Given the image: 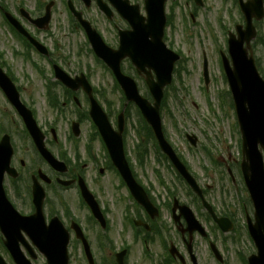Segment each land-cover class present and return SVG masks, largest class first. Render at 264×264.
<instances>
[{
  "label": "rangeland",
  "instance_id": "rangeland-1",
  "mask_svg": "<svg viewBox=\"0 0 264 264\" xmlns=\"http://www.w3.org/2000/svg\"><path fill=\"white\" fill-rule=\"evenodd\" d=\"M57 12L55 19L61 23L64 15ZM92 15H96L95 12ZM240 14L235 9L233 0H205L204 8L198 10V18L195 25L188 29L185 34L177 36L174 40L171 36V45L181 56V65H176L175 69H181L174 73L173 82L166 89L164 106L160 111L162 126L166 139L173 147L175 152L187 164L190 173L197 180L198 184L208 190L207 199H213L215 202L223 200L229 206L230 213L233 214L239 222V230L234 235L228 236L226 241L228 253L227 264H239L235 251L244 253L245 258L255 253V248L249 239L246 230L242 228L245 222V215L238 211L241 203L245 204L246 210L251 217L252 208L247 203V193L244 191L240 175L237 173L241 156L240 134L236 122V117L232 105L228 86L224 80L223 70L219 60V52L225 51L224 41L227 32H233L236 24H241ZM56 23V22H54ZM103 22L99 28L103 27ZM63 27L59 30H52V34L44 36V44L53 52V58L70 75H79L84 73L93 89H96V99L104 108L107 114H110L112 126H115L116 117L123 110L121 94L115 86L111 74L96 61L90 46L81 32H72L67 27V20L63 21ZM229 30V31H228ZM264 30V24H263ZM264 39V31L260 34ZM41 38V36H39ZM107 42L110 37L106 36ZM26 51L22 43L8 31L7 27L0 26V55L4 62L11 68L16 85L22 86L21 98L26 104H30L34 109L35 118L38 125L44 130H49V126L55 124V130L59 146L54 147L55 153L59 149L69 150L73 153V148L78 145L79 154H83L82 145L93 135L92 125L89 121L84 122L80 128V137L73 141L70 137L67 123L75 119L74 109L66 108L63 118L49 109L45 98V86L52 80V74L49 72L48 64L36 57L34 61L40 64L43 75L35 70L28 62L18 54ZM206 57L208 64V73L210 82L205 86L202 75L201 65L202 56ZM257 59L260 74L264 76V46L258 45L253 53ZM38 61H37V60ZM124 68L127 64L123 63ZM134 78L138 91L142 96H148V90L144 85L142 78L130 71ZM57 92L61 88L56 87ZM82 96V95H79ZM83 108H86L84 99H80ZM132 107V106H131ZM128 119L125 120V151L134 173H136L142 183L151 187L152 195L156 198L166 197V189H163L156 181L158 173L166 186L175 188L177 196L183 203L189 199L188 190L185 185L178 180L174 170L169 167L170 163L160 158L153 142L146 137L144 126L134 107L129 108ZM60 117V118H59ZM0 125L7 130L15 140L17 148V159H22L26 163L27 172H31L38 160L33 157V153L27 145L24 146L21 130V123L14 111L6 103L0 94ZM69 125V124H68ZM116 127V126H115ZM140 133V134H139ZM193 135L197 139V146L192 147L185 139V135ZM142 136V137H141ZM143 139V147L140 140ZM27 144V142H26ZM99 144V143H97ZM95 144V154L101 156L102 152ZM144 148V149H143ZM206 151H210L214 165ZM160 153V152H159ZM83 161V160H82ZM140 161H142L140 163ZM230 170L236 182L232 185L228 178L224 176V170ZM233 169V170H232ZM90 171L87 175L89 182L97 178L96 171ZM29 174L23 176L21 188V200H17L15 205L28 203L26 188L28 186ZM224 179V180H223ZM223 180V181H222ZM223 183V184H222ZM7 186V185H6ZM7 188H9L7 186ZM75 191L51 190L47 191L46 207L47 212L62 210L58 205V198L64 199L70 207L76 205ZM10 200L14 197L12 188L9 193ZM106 204H109V195H104ZM239 202V203H238ZM187 204V203H186ZM209 230V227L207 226ZM230 237L239 239V243L234 245L229 243ZM215 239V238H214ZM197 254L201 264H217L209 258L202 241L196 239ZM0 253L12 264L9 257L3 251L0 245ZM139 249H136L129 264H136L139 257ZM77 255L72 261H76ZM156 261V257L154 256ZM73 261V264H74ZM32 264H45L44 258L36 254V260ZM72 264V263H71ZM99 264H105L100 260ZM143 264H148L147 262Z\"/></svg>",
  "mask_w": 264,
  "mask_h": 264
},
{
  "label": "flooded vegetation",
  "instance_id": "flooded-vegetation-1",
  "mask_svg": "<svg viewBox=\"0 0 264 264\" xmlns=\"http://www.w3.org/2000/svg\"><path fill=\"white\" fill-rule=\"evenodd\" d=\"M233 1H235V9L239 11L237 0ZM99 2L107 7L109 17H106L100 11L96 0H0V26L2 25L3 28L6 26L10 33L18 37L20 32L14 27L15 23L28 35L35 37L41 44L46 46L43 40L44 36L52 34V30L63 28L59 27V25H63L64 20H69L71 27L69 30L72 32L79 31L84 35L83 29L76 20V14H80L81 18L90 23L92 28L102 35L104 39L106 36L110 37L108 42L110 47L117 48L119 45V33H132L138 26H146L148 17L151 14L147 11L146 0H113V2L100 0ZM262 2L264 8V0ZM204 5L205 0H202V6H197L194 0H166L164 2L166 26L162 36V43L168 49L177 52L171 45V36L174 40L177 36L185 34L188 29L192 28L198 18V10L204 8ZM155 8H158V6ZM61 11L64 17L61 19L63 21L59 23L55 19V15ZM120 11L127 15V19L120 16ZM93 12L96 15L93 16ZM46 13H49L48 20L44 19ZM239 14H241L240 11ZM239 17L243 21L242 15ZM101 22H103L104 26L100 29L98 26ZM263 24L264 20L254 23L257 32L260 31L261 34L264 31ZM144 39L147 43L158 41L156 37H145ZM131 40H136V37L131 36ZM105 41L107 42V39ZM257 42L264 46V39L261 36L257 38ZM150 45L155 48L159 47V44L155 45L153 43ZM252 47L254 50L257 48L255 43H253ZM24 48L26 51H21L18 54L23 56L28 64L33 67L40 66L34 61L33 57L45 61L46 64L49 62L51 65H48V69L53 74V66L55 65L53 62L56 59L53 58L51 49L48 48L47 55L44 57L34 48H29L26 45ZM0 67L6 74L11 76L12 81L16 85V80L10 71L11 68L3 61L1 55ZM38 71L42 72V69ZM50 82L53 83L54 79L52 78ZM16 87L21 97L22 86L16 85ZM64 95L68 96L67 92ZM63 99L69 100L68 102H63V107L73 103L79 109L81 108L78 102H74L73 96L63 97ZM26 105L34 111L29 103ZM81 119L82 113H78L77 120ZM79 125L81 124L79 123ZM4 134L10 136L13 144L12 135L7 132H0V138ZM27 139L30 141L29 138ZM45 144L50 151H55L54 147L57 146L58 142L57 139L54 142H49L46 139ZM81 148L83 154L79 157H76L71 151H66L65 153L64 150H59L55 153L57 158L62 160L68 167V171L64 175L57 174L41 160V164L36 165L29 174L26 188V196L28 197L31 194V180L39 171L48 177L46 183L40 180V184L44 187L46 193L52 187L55 190L60 187L56 184V179L58 178L73 181L71 185L63 188V190L64 192L75 191L77 205L70 207L68 203L64 202L66 204L65 207L59 213H54L53 215L60 218L70 236L68 245L70 264H73L74 260L72 261V259L76 255L77 258L74 264H99L100 260H104L105 264H116L118 258H122L124 264H129L136 249H139L140 255L136 264L145 262L148 264H201L197 254L196 239L203 242L210 259L217 264H227V236L220 231H215L216 233L213 234V231H211L213 224L198 198H193L189 195V199L185 202L187 203L186 206L192 210L196 220L205 228L208 226L211 229H206L205 236L198 235L197 231L189 232L186 217L180 210V205L183 204L177 196L174 187L168 190L166 197L156 198L151 194L150 187L144 185L140 177L133 173L135 181L142 186L151 204V209L146 210L135 201L119 174L114 170L109 158L105 154L103 155L104 152H102L101 158V156L93 152H88L85 144ZM98 148L99 150L101 149L100 145ZM11 167L18 172V181H20L22 176L28 174L25 162L20 158L17 159L15 155L12 158ZM93 168L96 171L97 178L89 182L87 175L90 171H93ZM78 178L84 180L88 191L96 202L100 212L99 218L94 217L89 207L83 202L77 186ZM6 180L9 182V189L12 188L14 193V197H12L13 206L20 214L31 215L34 212L33 206L28 203L15 205L17 200H21L22 191L19 188V182H15L8 177ZM231 181L233 183L234 179L231 178ZM208 193V190L203 191L205 197H208ZM104 195H109V204L105 203ZM208 202L212 205L218 217H227L235 226L236 219L233 214H230V218L225 215L227 206L224 208L221 201L215 202L213 199L208 200ZM75 224L79 226L78 233L80 234L81 232L82 237L76 236ZM229 243L237 245L232 240ZM86 248H88L87 251ZM24 253L26 255L25 251ZM234 254L237 256L239 264H244V253L239 250L235 251Z\"/></svg>",
  "mask_w": 264,
  "mask_h": 264
},
{
  "label": "water",
  "instance_id": "water-1",
  "mask_svg": "<svg viewBox=\"0 0 264 264\" xmlns=\"http://www.w3.org/2000/svg\"><path fill=\"white\" fill-rule=\"evenodd\" d=\"M156 1L160 6L155 10H151L155 13L150 18V23L154 24L153 29L149 33L142 31L143 36L149 34L151 37H158L162 32L164 22L162 4L164 0ZM241 11L246 18V29L243 32L237 29L238 38L230 36L228 40L230 62L223 54L221 57L241 134L242 173L255 208L256 223L254 226H249V231L257 248V256L250 257L249 264H264V168L261 152H264V81L256 70L251 53L248 55V51H251L249 43L255 37L251 21L253 18L260 20L263 17L261 0H249L245 4L241 3ZM86 31L94 53L112 70L127 100L134 102L140 108L143 117L152 128L161 150L173 161L180 174L188 181L191 187L196 188L192 179L188 177L171 148L165 142L158 114L163 90L171 83L172 70L175 62L179 59L178 55L166 50L162 45H159L157 48L154 46H143L135 49L133 45L135 43H131L129 38L124 34L121 35L119 49L112 51L104 45L96 32L90 30L88 26H86ZM244 44H246L245 48ZM125 58L131 60L138 74L145 73V82L153 97V105H150L138 95L136 86L131 79L123 77L120 74L119 64ZM145 69H148L149 72H146ZM56 71L58 79L70 89L77 90L81 86L88 94L91 103L90 117L103 137L115 167L132 191L135 192L137 188L131 180L124 161L120 135L110 129L106 115L91 98L90 87L83 77L72 82L59 70L56 69ZM150 71L154 72L155 80L150 75ZM204 78L207 82L206 64L204 66ZM0 87H2L8 100L22 116L41 154L54 168L63 171L64 169H62L61 164L53 161L49 154L42 149V137L30 113L25 111L18 103L14 88L1 73ZM74 130L78 134L76 127H74ZM121 130L122 118L120 117L119 131L121 132ZM190 140L192 141V139ZM2 143L0 144V229L7 238L6 245L8 249L17 264H29L18 251V242L21 240L20 232L23 231L31 239H36L37 242L35 243L46 255L48 264H66L65 249L67 236L56 219L52 220L48 227L44 226L39 212L43 200L41 189L36 186L33 188L34 202L38 213L30 218H21L15 215L5 200L1 184L3 174L8 170L11 150L7 144ZM192 143L194 144V141ZM85 192L84 188L85 200L90 206H93L92 198ZM217 222L220 225V222ZM0 264H4L1 259Z\"/></svg>",
  "mask_w": 264,
  "mask_h": 264
}]
</instances>
